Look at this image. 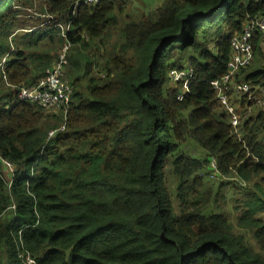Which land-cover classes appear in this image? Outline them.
I'll use <instances>...</instances> for the list:
<instances>
[{
	"label": "trees",
	"instance_id": "1",
	"mask_svg": "<svg viewBox=\"0 0 264 264\" xmlns=\"http://www.w3.org/2000/svg\"><path fill=\"white\" fill-rule=\"evenodd\" d=\"M74 3L0 0V61L11 56L0 74V159L14 168L9 183L0 174V264H264V218H255L264 213V111L241 102L237 139L211 86L226 73L231 38L264 18V0H164L121 25L115 2ZM35 6L51 19L29 18ZM22 18L38 30L18 36ZM38 34L32 54L26 36ZM263 41L253 36L254 64L235 83H264ZM66 44L76 55L100 47L107 81L90 77L92 64L80 78L69 74L65 117L18 102L12 89L35 83ZM172 71L184 80L173 83ZM188 141L206 158L180 153ZM212 160L221 178L258 179L263 199L244 202L235 226L211 208L221 190Z\"/></svg>",
	"mask_w": 264,
	"mask_h": 264
},
{
	"label": "built area",
	"instance_id": "2",
	"mask_svg": "<svg viewBox=\"0 0 264 264\" xmlns=\"http://www.w3.org/2000/svg\"><path fill=\"white\" fill-rule=\"evenodd\" d=\"M109 1L118 3L122 0H75L74 10L84 6L96 7ZM35 17L40 18L37 15ZM46 19L50 20L51 18ZM58 27L60 28V25ZM69 27L70 25L68 24L64 29L61 28V36L64 39L66 33L69 31ZM35 30H38V28L29 30L28 32ZM255 34L260 35L264 40V18H255L247 21L242 32L235 34L231 38V52L226 65V73L211 84L215 99L227 116L228 124L231 127V134L237 139H241L242 136L239 130L241 123V116L239 114V111H241V102L244 100L248 103L253 101L251 103H254L255 106L264 111V83L257 87L245 83H235L236 75L243 69L249 67L252 62L253 53L251 42ZM70 47L69 44L62 47L56 61L42 73L35 83L13 89L18 102L37 107L45 112L57 111L63 114L64 117L66 116L73 95L72 88L64 76V71L67 66V53ZM7 62L6 57L0 61V74L3 76L5 75ZM184 77L185 73H177L175 71L169 73V78L173 83L184 80ZM184 94L185 91L178 93L177 99L181 100ZM63 130L64 128L62 127L60 131ZM56 133L57 131L51 132L49 137L52 138ZM3 163L13 173V166L5 161ZM210 168L213 173L218 174L215 161L212 160L210 162ZM31 263L34 264L33 261Z\"/></svg>",
	"mask_w": 264,
	"mask_h": 264
},
{
	"label": "rangeland",
	"instance_id": "3",
	"mask_svg": "<svg viewBox=\"0 0 264 264\" xmlns=\"http://www.w3.org/2000/svg\"><path fill=\"white\" fill-rule=\"evenodd\" d=\"M162 1L164 2V0H126V1L122 0L121 2H118L117 3L118 6L121 5L123 7L122 14L117 16V20H118L119 25L135 23V22L139 21L142 16L147 15L148 13L151 14L152 12L157 10V9H154V10H148V9H150L151 7H154V5H157L158 2H159L158 3V5H159ZM37 6H39V5H37ZM37 6H35V9H32V10L27 12V14H29V18L32 17L36 20L35 15H37V16H40L39 19L46 20V18H44L43 15L37 14V12H38ZM64 23H65V20L61 23L60 30H61V28L62 29L65 28L66 24H64ZM118 23L116 25H113L112 27L110 26L108 28V32H113L114 30H116L118 28L117 27ZM40 27H45V26H40ZM17 28L19 29V30H17V32H19L18 36L22 37V36H25L24 33H26L27 30L37 29L38 27H36L35 23L30 22V20H24L22 18V20L18 21ZM47 35L53 36V34L51 32L48 33ZM26 37L30 38L28 40L30 41V44L33 46L32 51H31L32 54H35L36 52H40L37 48L41 45V42L44 40L43 34H38L37 40L43 38L38 43H37L36 37H31V36H26ZM15 39H16V36L10 38V41L12 42V44L10 46L11 51H14V49L17 48L18 44L15 43V41H17ZM111 40L114 41V38H112ZM35 46H36V48H35ZM261 46H262V64L264 65V41L261 43ZM94 48H95V51L96 50H98V51H96V54L93 53L92 55H85L84 53L76 55L75 49L71 48V47L69 48V51L67 53V56H68L67 63H66L67 66H66V69L64 71V76L66 78V81L68 82V84L72 88L73 92H74V88H73V86H71L72 84L70 83V80H69V74L73 73V76H75L76 78H80V76L82 77L84 72L88 70L89 64H92V71H91L90 77H94L95 79L104 78V81H107V79H108L107 73L104 70H102L103 63L101 61V56L103 55V51L100 47H98V48L94 47ZM39 49L41 51H44L41 48H39ZM60 50L57 51L56 57L54 58L52 63H54L56 61V59L60 53ZM48 54L51 55V53H48ZM7 56H6V60L9 61V59H11V56L10 57H7ZM71 56H72V58L74 57L72 59V62H71V63H74L73 66L70 65V63H68V60L70 59ZM253 61H254V59H253ZM253 61L250 64L251 67L254 64ZM77 63H81V67H80L81 70L78 68ZM87 79L88 78L83 77V80H84L83 83L84 84L87 83L86 82ZM23 85H25V84H22L20 86H23ZM7 88H9V87H7ZM171 88H176V85L172 84ZM179 93H183V91L179 92ZM257 111H259V109L252 108L248 111V113L250 115H254ZM47 113L56 114V115L59 114V112H57V111H55V112L48 111ZM180 153L186 154V155H188L192 158H196V159L206 158L204 151L202 149H200L196 144H194L193 142H190V141L186 142V144L181 147ZM170 173L171 172H168V174H167L168 175L167 183H168L169 189L171 191H174V187H175L174 186V180H173L172 175ZM0 174H1V176H3L4 180L8 183L10 182V179L13 175L11 171L4 169L1 164H0ZM210 177L212 178L211 180L214 182V184L217 187L221 186V190L219 191V193H217L215 195V197L213 199V203H212L211 208L213 209V211H215L217 213L218 212H226L230 222L234 226L236 225V219L240 213V210L246 209L244 202L250 201L254 197H258V198L263 199L262 194L257 193L256 189L253 187V184L258 182V179H254L253 183H246V185H242V183H240V181H239V178H237V177L221 178L220 175L218 176V174H215L213 172L211 173ZM261 187L264 188L263 186H261ZM252 195H254V196L251 197ZM172 199H174V192H172ZM255 218H264V213H259L258 215L255 216ZM237 232L242 233L240 229H237ZM246 240L248 243H252V241L248 235H246ZM31 261L32 260L29 257L25 258V264H33V263H31Z\"/></svg>",
	"mask_w": 264,
	"mask_h": 264
},
{
	"label": "crops",
	"instance_id": "4",
	"mask_svg": "<svg viewBox=\"0 0 264 264\" xmlns=\"http://www.w3.org/2000/svg\"><path fill=\"white\" fill-rule=\"evenodd\" d=\"M126 1V0H125ZM159 3V2H158ZM158 3H157V5H158ZM161 3H163V1L161 2ZM160 3V4H161ZM159 4V5H160ZM157 5H154V7H151L150 9H148V10H154V9H157L158 8V6ZM149 14V13H148ZM96 51H98V50H96ZM96 51H95V48H88V50H87V53H86V55H92L93 53L94 54H96ZM0 164L3 166V168L4 169H6V170H8V168L4 165V163H3V161L0 159ZM11 180V179H10Z\"/></svg>",
	"mask_w": 264,
	"mask_h": 264
}]
</instances>
